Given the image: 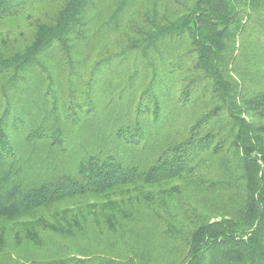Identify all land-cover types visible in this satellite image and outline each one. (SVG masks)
Returning <instances> with one entry per match:
<instances>
[{
  "label": "trees",
  "instance_id": "1",
  "mask_svg": "<svg viewBox=\"0 0 264 264\" xmlns=\"http://www.w3.org/2000/svg\"><path fill=\"white\" fill-rule=\"evenodd\" d=\"M13 22L0 249L264 264V0H0V29Z\"/></svg>",
  "mask_w": 264,
  "mask_h": 264
},
{
  "label": "rangeland",
  "instance_id": "2",
  "mask_svg": "<svg viewBox=\"0 0 264 264\" xmlns=\"http://www.w3.org/2000/svg\"><path fill=\"white\" fill-rule=\"evenodd\" d=\"M15 23L16 22H13L5 27H1L0 32L11 29V25ZM100 49L101 48L99 47L98 50L100 51ZM184 195L185 201L195 205L200 212L207 210L208 205L213 201L211 196H207L192 189L185 192ZM48 245H53V247L48 250H38L29 248L25 244L17 246L14 240L8 238L5 246L0 249V264H42L55 258L61 260L66 257H63V254L60 252V248L64 247V245L71 246V242L54 238L52 241L49 240ZM84 262H86L84 264H98L100 261L93 257Z\"/></svg>",
  "mask_w": 264,
  "mask_h": 264
}]
</instances>
